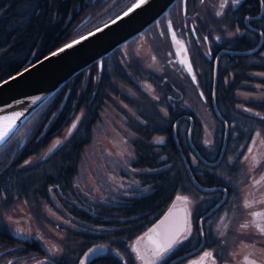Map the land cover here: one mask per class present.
Here are the masks:
<instances>
[{"label":"trees","instance_id":"obj_1","mask_svg":"<svg viewBox=\"0 0 264 264\" xmlns=\"http://www.w3.org/2000/svg\"><path fill=\"white\" fill-rule=\"evenodd\" d=\"M131 1L0 0V79L112 17ZM245 3L250 11L255 12L259 8L258 0ZM151 27L152 24L140 33V40H136L138 36L133 37L72 74L0 146V205L17 198L28 200L29 195L43 199L51 188L57 192L58 202H63L59 203L67 214H63L65 217L79 224L87 223L81 235L73 236L76 242L72 246L68 241L65 243L64 253L70 258L77 257L87 246L98 241L116 247L114 240L118 238L122 242L121 256L126 258L127 264H135L130 240L145 231L171 204L175 195L192 196L194 216L221 197L222 189L203 190L193 183L182 156L198 185H221L228 191L230 184L224 177L233 179L236 176L235 168L239 162L243 163L250 136L259 130L264 137V98L239 100L235 94L236 90L247 88L245 83L255 81L260 83L264 92V76L261 75L264 73V50L247 55L246 60L240 57L235 62L231 61L232 74L225 72V76L216 77L214 91L210 89L211 73L206 77L209 84L206 100L214 101V108L221 116L215 115L208 107L215 124L213 143L206 146L201 138L200 120L191 107L187 108L193 101L181 93L180 79L166 67L165 54L157 51L156 47L154 51L149 47L150 35H158L155 27ZM253 35L252 40L257 38V34ZM136 41L141 50L134 53ZM123 46H127L126 49H121ZM151 80L158 84L156 91L164 106L153 98L155 93L151 90ZM114 81L131 88L128 96L124 93L128 98L121 94L123 91L116 90ZM111 93L119 95L124 102H134L131 109L141 115L130 120L134 137L129 166L139 169L136 176L145 188L138 193H125L114 201H87L83 207L65 202L62 196L72 190L71 179L80 150L89 139L90 127L97 118L103 99ZM238 101L243 103L244 110L237 106ZM79 108L83 114L67 138L55 148L51 146L52 151L47 150L48 154L42 159L25 165L23 160L58 135ZM153 134L162 135L163 140L151 141ZM191 146L205 161L215 160L221 150L222 153L213 165H209L196 158ZM228 158H231V163ZM4 223L5 218L0 214V241L9 239L1 231ZM192 237L198 238L195 226L189 235ZM74 246V251L67 249ZM28 248L38 255H47L41 246L39 251L36 240Z\"/></svg>","mask_w":264,"mask_h":264},{"label":"flooded vegetation","instance_id":"obj_2","mask_svg":"<svg viewBox=\"0 0 264 264\" xmlns=\"http://www.w3.org/2000/svg\"><path fill=\"white\" fill-rule=\"evenodd\" d=\"M221 1L204 0V3H200V0H175L167 12L158 18L157 23H152V27H155L158 35L162 26L165 28V33L167 32V47L161 53L166 56V67L178 75L181 93L183 92L189 101H193L192 104L187 102V108L211 107L214 111V101L208 102L206 100V90L207 88L209 89V84L206 83L208 74L211 73L210 89L214 91L216 77L225 76V72L228 75L232 74V69L230 68L233 63L231 61L235 62L240 57L246 60L248 59L247 55L258 52V50H264V36L259 34L264 31V8L259 6L255 12L250 11L249 7L245 5L247 0H243L242 5L235 8L228 6L222 10L223 15L217 17L215 13L221 11L219 8ZM245 15L249 16L250 19L244 20L243 17ZM169 24H171V29ZM237 26L241 28L242 34L230 37L228 33L234 32ZM173 32L176 40L172 38ZM253 33L257 34V38L254 40L251 39L254 36ZM217 36L220 37L219 40L215 39ZM249 36L250 38L247 39ZM177 40L181 43L177 44ZM139 45H137L138 51L141 50ZM189 66H191V73L188 70ZM193 76L195 77V82L193 81ZM155 92L156 96L153 95V98H159L158 91ZM191 93L196 94V97H191ZM211 96H213V92ZM199 101L202 102L200 103ZM191 151L193 154L195 153L192 148ZM262 185L264 186V183ZM221 193L223 192L221 191ZM225 193L226 197L223 202L218 205L215 211L209 213L201 220L200 227L204 231L202 240L198 223L201 213L194 216L192 212L190 214L191 225L192 228L195 226L198 238L188 237L187 240L176 245L162 260L155 261V264H193V262H197V264H212L213 259H215L216 264H226L229 260L230 247L236 251L238 264H248V261L253 260L256 261V264H264V251H260L258 247H264V236H260L258 229L255 227L256 224H259L264 228V207H262L264 204L250 209L248 204L251 200H249L245 201V206L242 208L241 205L244 199L239 205V212L231 213L230 216L229 212L225 211L231 208L230 202L226 203L230 189L228 188ZM263 195L264 190L262 189L260 196L254 199L261 200L262 197L263 200ZM221 210L223 211L220 212ZM254 213L257 215H253ZM39 223L40 221L36 223L35 220L32 221L22 213L14 218L5 220L1 231L9 239L0 241V264H7L9 260H12L13 264H32L39 257L43 259L42 262L44 264H79L78 259L81 254L77 257H75L76 255L73 258L69 257L70 259H67L66 256L61 258L64 253L61 248L57 258H55L50 252L51 246L44 244L45 235L43 230L39 229V227L44 228L45 226L42 222L38 226ZM242 224H247L248 226L241 228ZM32 229L33 232H31ZM33 240H36L39 251L41 246L47 252V255H38L28 248ZM58 240L56 239V244L59 242ZM114 242L116 247L108 246L107 243L102 242L106 244L103 251L85 264H108L109 262L111 264L118 263V261L120 264H127L126 258L120 254V250H122L121 240L116 238ZM200 243L201 245L199 246ZM246 244L251 245L247 247ZM135 245H137L144 256L142 264H150L152 256L149 255L146 249L145 251L143 250L141 240H137ZM67 249L74 251L76 246L68 247ZM205 252H212L213 257H205ZM46 257L47 260H45ZM132 259L137 264L133 257Z\"/></svg>","mask_w":264,"mask_h":264},{"label":"rangeland","instance_id":"obj_3","mask_svg":"<svg viewBox=\"0 0 264 264\" xmlns=\"http://www.w3.org/2000/svg\"><path fill=\"white\" fill-rule=\"evenodd\" d=\"M163 29L165 28L163 27ZM141 38L142 35L139 34L136 40H140ZM144 38L147 41L145 35ZM150 38L152 40L149 42L151 45L149 47L152 51L154 47H156L157 51L162 52V50L167 47V36L165 30L163 31L162 28L159 29L158 36L150 35ZM136 44L137 41L134 47L136 49L134 51H129H133L134 53L137 52L139 49L136 47ZM126 47L123 46L121 49H126ZM130 49H133V47H130ZM261 75L264 76V73ZM245 84L247 88L236 90L235 94L239 100L247 98H264V92L258 81L247 82ZM113 85L117 91L118 89L121 92L123 91L121 94L125 96L124 98H128L126 95L131 91L130 87L115 81ZM157 85V83H153V80L150 81L151 90L154 91L153 93H155V96ZM190 96L196 97V94L191 93ZM151 101H156V103L164 106L158 97H155V101L151 98ZM133 103L134 102H124L123 98L113 93L103 99L98 110L97 118L90 127L89 139L80 150L76 163V171L71 179L72 190L62 196L63 201L83 207L86 206L87 201L93 203L114 201L120 199V196L125 195V193L132 191L138 193L145 188L136 176V174L139 173V169L129 166V162L133 157L131 140L134 137L130 120L141 116L131 109L130 106ZM237 106L243 108V110L245 109L241 101L237 102ZM192 111L194 115L196 114L201 123L202 142L205 143L207 141L208 143H205V145L211 146L213 143L212 135L214 133L213 128L215 121L210 112V108H192ZM82 112V108L75 110L70 120L62 127L59 134L54 136L41 150L28 155L27 158L23 160V163L25 160H31V163H33L42 159L48 148L57 140L63 142L70 133L69 129H73L72 125L79 121L83 114ZM52 115H54V113H52ZM49 121L50 120H48L46 124H48ZM257 133H259V135H257ZM253 138L255 142H253ZM162 140V135L153 134L151 137V141L155 143ZM248 147L252 148L251 153L248 152ZM245 156L248 157L247 160H245ZM229 159L230 158H228V160ZM192 160L195 161L193 155ZM233 162H235L234 159ZM254 165L256 166L255 168L253 167ZM235 170H237L236 176H234L233 179L228 178L226 175L224 177V180L230 184V196L226 203L230 202L229 205L231 208L225 210L229 212L228 214L230 216L231 213L239 212V205L244 199L241 205L242 208L245 206V201L249 200H251L248 204L250 209L264 204L261 202L264 201V195L263 200L262 197L261 200L254 199L260 196L262 189L264 190V186L262 185V183H264V137L259 130L254 131L252 136H250L243 154V163L241 165V162H239ZM58 192L62 193L60 191ZM46 193L47 197L43 199L40 197H38V199L33 198V196L29 195L30 197H28V200L17 198L11 203L4 202L0 205V214L5 220H9L22 213L28 216L32 221L42 222L45 227H39V229L43 230V234L45 235L44 244L46 246H51V250H49L55 258H57L60 248L61 251L64 250L67 241L72 246L74 242H76L73 236L76 237L81 235L82 232H84L83 227H85L87 223L79 224L76 220H69L63 215L65 214L67 216V214L63 212L64 209L60 204H63V202L59 201V203L57 200V192L48 188ZM172 200H174L173 203H183L182 201H177L176 197ZM192 201V196H189L187 206L190 210L193 209ZM262 207H264V205ZM222 211L223 210L220 212ZM40 223L38 226L41 225ZM68 230H70V232H68ZM75 231H77V233ZM31 232H33V229ZM56 239H59L57 244ZM250 245L246 244L247 247H250ZM258 247L260 251H264L263 246ZM53 248H55V252H53ZM132 255L134 256L135 252H132ZM65 256L69 259V255L63 253V258H65ZM223 257L225 258L224 253ZM228 259L226 264H238V256H236V251L232 249V247H230ZM138 264H140V262Z\"/></svg>","mask_w":264,"mask_h":264},{"label":"water","instance_id":"obj_4","mask_svg":"<svg viewBox=\"0 0 264 264\" xmlns=\"http://www.w3.org/2000/svg\"><path fill=\"white\" fill-rule=\"evenodd\" d=\"M175 0H148V3L142 6L140 9L135 10L128 17H125L122 21H119L115 25H111L105 29L102 33H98L95 37L90 38L87 41L82 42L79 45H75L73 48L67 49L63 53H58L56 56H52L51 53L57 52L59 48L64 47L65 44L72 43L74 39H79L81 35H87L88 32L95 31L98 27H103L105 23H109L112 19H115L117 15H122L136 0H132L127 6H125L120 12L116 13L112 17H109L90 29L76 35L63 44L57 46L51 51L37 57L30 61L22 68L8 74L0 79V131L5 128H11L8 136L3 141H0V146L20 127L24 120L41 104L43 103L67 78L72 74L79 71L84 66L88 65L92 61L99 60L102 56L106 55L115 47L125 43L129 39L136 36L143 31L151 23L155 22L174 2ZM45 57H48L45 59ZM25 69H28L25 71ZM15 77V79H12ZM7 81V83H5ZM216 114L221 117L216 109ZM14 113H22L18 118H13ZM189 117L188 115H185ZM4 117H9V120H5ZM180 117L175 120L178 121ZM226 124V123H225ZM192 147V146H191ZM196 156L203 161L205 159L193 149ZM180 152V151H179ZM222 150L214 161H205L208 164L215 163L221 156ZM182 156V154L180 153ZM183 162L187 168V171L193 180V183L203 190H211L215 188H223L220 185L214 186H201L196 183L190 174L186 160L183 158ZM223 196L215 204H213L208 210H206L198 219L199 223L203 217L208 215L224 198ZM186 197L184 195H175ZM174 197V198H175ZM175 205V206H174ZM185 208L189 213V208L184 203H173L165 208V210L143 231L139 237H136V242L141 237L145 236L150 229L156 228L161 225V221L165 223L158 229L163 232L171 228L177 221L181 220L185 214ZM168 218L165 220V218ZM155 236V234H153ZM202 238V237H201ZM143 243V250L148 251L152 256V244L149 238L145 237L141 240ZM134 244V242H133ZM201 243L199 244V246ZM97 246H102L97 248ZM92 248L93 252L87 256L84 254L88 252V249ZM104 249V245L95 243L88 246L79 256L78 263L83 260L84 264L90 259L101 253ZM36 261H42L37 259ZM34 261L32 264H36Z\"/></svg>","mask_w":264,"mask_h":264},{"label":"snow or ice","instance_id":"obj_5","mask_svg":"<svg viewBox=\"0 0 264 264\" xmlns=\"http://www.w3.org/2000/svg\"><path fill=\"white\" fill-rule=\"evenodd\" d=\"M148 3V0H136V2L134 4H132L130 7L127 8L126 11H124L122 13V15H117L115 17V19H112L109 23H105L103 25V27H98L96 28L95 31L92 32H88L87 35H81L79 39H74L72 41V43H68L65 44L64 47L59 48L57 52H53L51 53L52 56H56L58 53H63L65 52L67 49L73 48L75 45H79L84 41L89 40L92 37H95L98 33H102L105 29L109 28L111 25H115L117 24L119 21H122L125 17H128L131 13H133L135 10L140 9L142 6L146 5ZM200 3H204V0H200ZM243 0H222V2L219 4V8L221 9V11H217L215 13V15L217 17H220L223 15V9H225L228 6H231L233 8L242 5ZM258 4L261 8H264V0H258ZM107 11V10H105ZM244 20H249L250 17L245 15L243 17ZM169 28L171 29V24H169ZM247 30V29H245ZM242 31L241 28L239 26H237L235 28L234 32H229L228 35L231 36H237V35H241ZM261 36H264V31H261L259 33ZM172 38L173 40H176V36L175 33H172ZM205 39H207V37H205ZM216 40H219L220 37L217 36L215 37ZM177 44H180V41H176ZM48 57H45V59H47ZM28 69H25V71H27ZM189 72L191 73V66L188 67ZM12 79H15V77H13ZM193 81L195 82V77L193 76ZM5 83H7V81H5ZM203 96V94H201ZM20 115H22V113H14L13 114V118H18ZM257 115H259V113H257ZM5 120H9V117H4ZM79 119V118H77ZM76 124L74 123L72 125V128H75ZM11 131V128H5L4 130L0 131V141H3L5 139V137L8 136L9 132ZM69 132H71V129H69ZM257 135H259V133H257ZM253 142H255V139L253 138ZM61 141L57 140L53 145L52 148H55L56 145L60 144ZM205 143H208L207 141ZM244 147V146H242ZM52 148L48 149V152L52 151ZM248 152L251 153L252 152V148L248 147ZM48 153L46 152L44 155H47ZM248 157L245 156V160H247ZM31 163V160H25L24 164L27 165ZM229 163H231V158L229 159ZM23 167V165H22ZM254 168L256 167L255 165L253 166ZM225 191H227V189H225ZM177 201H182L185 205H187L188 203V198L187 197H182V196H177L176 197ZM262 203H264V201H261ZM175 206V205H174ZM253 215H257L256 213H254ZM190 217V213L187 212V209L185 208V214L183 216V218L179 221H177L171 228L160 232L158 231V229L165 223V221H161V225H158L156 228L150 229L148 233H145L144 237H141L140 240H143L145 237L149 238V240L151 241L152 244V259L150 261V264H155V261L157 260H162L167 253H169L170 251L173 250V248L178 245L181 244L183 241L187 240L189 235L191 234L192 231V225H191V220L189 219ZM168 218L166 217L165 220H167ZM248 225L247 224H242L240 227L241 228H246ZM255 227L258 229L259 231V235L260 236H264V228H262L259 224H256ZM153 234H155V236H153ZM201 234H203V230L201 229ZM102 246H97V248H100ZM132 250L134 252H136L137 257L140 258L141 260L144 259V256L141 254L139 248L137 247V245H133L132 246ZM53 252H55V248H53ZM93 249L89 248L88 252L85 253L84 255L87 256L89 253H92ZM117 255H119V253H117ZM205 257H213V253L212 252H205L204 253ZM247 259V258H246ZM45 260H47V257L45 258ZM7 264H13L12 260L7 261ZM36 264H44V262L42 261H36ZM80 264H84V261L81 260ZM193 264H197V262H193ZM212 264H216L215 259H213ZM248 264H256V261H248Z\"/></svg>","mask_w":264,"mask_h":264}]
</instances>
